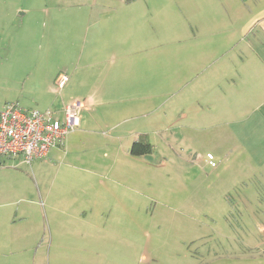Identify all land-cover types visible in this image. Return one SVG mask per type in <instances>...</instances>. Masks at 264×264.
Returning a JSON list of instances; mask_svg holds the SVG:
<instances>
[{"label": "rangeland", "instance_id": "1", "mask_svg": "<svg viewBox=\"0 0 264 264\" xmlns=\"http://www.w3.org/2000/svg\"><path fill=\"white\" fill-rule=\"evenodd\" d=\"M41 1L49 17L37 13L30 31L0 26V109L16 103L60 118L72 92L91 102L79 111L69 151L30 166L5 159L0 264H264L258 110L223 116L212 110L211 92L208 104L193 100L194 85L214 72L207 68L195 80L179 72L170 39L176 25L156 21V9L148 21L133 6L126 20L101 23L95 0ZM93 32L95 58L86 53ZM59 76L66 77L62 91ZM140 136L152 152L134 157ZM105 189L118 200L99 225L111 232H84V220L100 221L82 201Z\"/></svg>", "mask_w": 264, "mask_h": 264}, {"label": "crops", "instance_id": "2", "mask_svg": "<svg viewBox=\"0 0 264 264\" xmlns=\"http://www.w3.org/2000/svg\"><path fill=\"white\" fill-rule=\"evenodd\" d=\"M94 2L95 8L104 11H102L101 23L106 21L113 23V20L119 17L126 20L133 6L140 11L139 16L148 21V16L152 18L149 10L156 9L154 13L156 21H168L176 25L175 27L171 25L173 32L170 39L172 57L180 60L179 72H191L194 74L193 80L207 68H212L214 72V76L200 78L198 84L194 81L191 98L193 100L203 98L208 104L209 92H211L212 110L219 108L220 112L223 111V116L233 114L244 116L257 109L258 116L264 121V0H117L115 3L113 1L107 4L100 0ZM43 3L41 0H0V26L27 25V30L30 31V25L36 24L37 13L45 20L49 17L48 11L43 10ZM164 9H169L170 12L165 14L162 11ZM92 26H95V21ZM95 37V32L86 37V44L92 42L93 45L92 47L87 45L86 51L89 52L86 53H91L93 58H95ZM93 73L92 81H95V69ZM85 78H88L86 74L82 80ZM208 81L212 86L210 91L206 87ZM64 87L65 85L61 91ZM202 90L207 92L206 96H201ZM76 98L82 101L74 102H79L83 110L87 109L91 96L75 91L71 93L69 102L67 101L65 105L72 103ZM60 113L62 114V110ZM80 124L79 117L77 128ZM75 133L69 134L63 146L53 148L47 157L52 151L59 154L64 153L66 149L69 151L74 142L71 135ZM4 163L5 159H0V169L4 167ZM85 181L87 179L83 180V183ZM95 185L102 186L103 183L97 181ZM106 192L109 190L105 189L103 193L97 192L82 201V206L86 205L91 212L94 210L95 216L100 221L96 227L95 223L89 222L92 218L87 223L84 220L82 223L84 227L87 224L84 232L95 230L100 234L111 232L107 227L99 226L104 215L106 213L110 215L115 206L112 204L118 203L116 195H108L105 194ZM119 196L125 198L124 194ZM121 203L118 206L125 208ZM73 229L76 232L80 228Z\"/></svg>", "mask_w": 264, "mask_h": 264}, {"label": "built area", "instance_id": "3", "mask_svg": "<svg viewBox=\"0 0 264 264\" xmlns=\"http://www.w3.org/2000/svg\"><path fill=\"white\" fill-rule=\"evenodd\" d=\"M66 77L55 79V87L60 91ZM79 102L67 104L60 118L50 112L23 109L16 103H6L0 109V159L18 160L30 166L33 161L42 160L56 147L63 145L65 138L78 125ZM207 160L214 166L212 156Z\"/></svg>", "mask_w": 264, "mask_h": 264}, {"label": "trees", "instance_id": "4", "mask_svg": "<svg viewBox=\"0 0 264 264\" xmlns=\"http://www.w3.org/2000/svg\"><path fill=\"white\" fill-rule=\"evenodd\" d=\"M151 152L152 146L147 142L145 136H140L137 141L132 143L129 153L134 157H142L151 154Z\"/></svg>", "mask_w": 264, "mask_h": 264}]
</instances>
